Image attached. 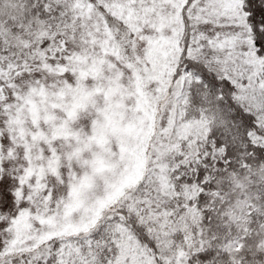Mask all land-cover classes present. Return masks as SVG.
I'll return each mask as SVG.
<instances>
[{
  "label": "snow or ice",
  "instance_id": "6c2138e0",
  "mask_svg": "<svg viewBox=\"0 0 264 264\" xmlns=\"http://www.w3.org/2000/svg\"><path fill=\"white\" fill-rule=\"evenodd\" d=\"M0 264H264V0H0Z\"/></svg>",
  "mask_w": 264,
  "mask_h": 264
}]
</instances>
